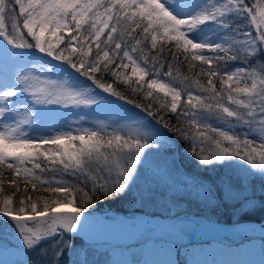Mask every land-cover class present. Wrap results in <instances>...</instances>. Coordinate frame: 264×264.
Instances as JSON below:
<instances>
[{"label": "snow or ice", "instance_id": "snow-or-ice-1", "mask_svg": "<svg viewBox=\"0 0 264 264\" xmlns=\"http://www.w3.org/2000/svg\"><path fill=\"white\" fill-rule=\"evenodd\" d=\"M0 53L17 69L0 78V221L47 264L79 256L62 237L82 231L98 200L150 199L137 165L176 141L212 166L203 171L222 162L258 174L264 208V0H0ZM111 98L140 111L91 127L55 111L107 109ZM53 114L62 122L41 127ZM209 179L202 191L234 194L247 218L255 192L243 179Z\"/></svg>", "mask_w": 264, "mask_h": 264}, {"label": "rangeland", "instance_id": "rangeland-1", "mask_svg": "<svg viewBox=\"0 0 264 264\" xmlns=\"http://www.w3.org/2000/svg\"><path fill=\"white\" fill-rule=\"evenodd\" d=\"M255 2L253 1V4ZM18 11V9H17ZM17 69L7 63V58L3 53H0V78L6 71L14 72ZM55 107V111L59 113L72 114V120L78 119L80 114L85 115V122L82 126L91 127L93 121H103L104 123H111L113 120L120 124L128 123L127 120L121 117L128 115L130 112L122 105L113 104L107 109H66L62 111ZM45 111H47L45 109ZM62 116L60 114H53V119H46L41 127L45 124H58L62 121H58ZM56 119V120H55ZM34 135L36 133H33ZM175 149V145L170 143L166 149L159 155H154L146 162L137 165L140 170V176L137 179V186L140 189L151 187L154 190V195L145 201H141L135 194L129 195L123 199H107L104 201L112 202V207L105 205L102 208H98L97 205L90 207L89 211L92 212V216L87 220L92 223H103L109 229H114L116 232L129 231V229L117 227L110 223H122L126 227H138L139 221H135L137 218H146L147 221L152 218H165L173 217L181 213H191L192 215H203L211 220H219V215L222 212H227L231 217L240 218L244 213L242 211H234V206L238 207L235 201V195L233 197L225 196L224 200H220L224 206L219 208H213L211 206V197L208 196L202 188L206 187L200 185V187L193 186L194 183H189L190 180L182 173L186 171L182 168L174 167V156L171 151ZM179 152V150H178ZM212 167V166H206ZM191 164L187 166V171L193 174L190 170ZM205 167H199L197 174L200 177L207 178L205 183L207 186H211V181L208 177L211 172L203 171ZM216 169L219 168L216 166ZM229 175L223 174L222 171H216L215 174L220 177L230 176L233 178V183L239 182L243 179L242 174L237 169H231ZM194 171V170H193ZM223 175V176H222ZM257 181H261L259 175H253L247 179H243V183L246 187H249V195L255 192L254 199L246 205L247 215H251L253 207H260L261 194L259 191L260 184ZM219 182V181H217ZM218 186V185H215ZM214 186V190H215ZM219 186H221L219 184ZM214 198V197H213ZM123 201V205L116 206L115 202ZM115 203V204H114ZM231 205V206H229ZM87 215V213H85ZM112 218V219H110ZM126 218V219H124ZM239 224H250V229L253 232L256 228L258 230H264V220L260 222L239 219ZM7 222V221H5ZM3 224V231H0V264H47L48 258L42 257L37 252L30 251L22 243V239L18 236L14 228ZM133 231V230H131ZM71 239L75 238L70 236ZM62 238H66L63 236ZM79 238V237H77ZM226 237L220 239L221 245L218 241H206L196 242L193 244H187L180 249L172 246L168 241L156 240L151 241L147 238L141 243H136L127 247H116L111 242H93L91 240H82L84 246L74 245L79 256L65 254L62 264H73V262L83 261L85 258L89 264H95L94 258L96 255L93 252H100L107 257H102L100 264H264V240L253 239L256 241H246L241 245L222 244ZM81 239V238H80ZM73 240V239H72ZM51 244V241L46 242V246ZM89 244L90 246H88ZM171 244V245H170ZM90 249L92 253H86V249ZM51 251V249H49ZM67 258V260H66ZM181 261V262H179Z\"/></svg>", "mask_w": 264, "mask_h": 264}, {"label": "trees", "instance_id": "trees-1", "mask_svg": "<svg viewBox=\"0 0 264 264\" xmlns=\"http://www.w3.org/2000/svg\"><path fill=\"white\" fill-rule=\"evenodd\" d=\"M253 1L256 2V0H249L250 4H253ZM252 32H253V34L255 33V28L254 27L252 28ZM240 63H241L240 61H236L235 62L236 65H239ZM173 65H174V68H179V70L181 71L182 74H184V75H191V71L188 69V67H187L186 64H183V63L177 64L176 62H173ZM201 80H202V82H206V79L203 78V77H201ZM109 82H111V78H109ZM217 85H218V81H217ZM118 90L124 91L125 94L129 97V99H133L136 102H143V103H147L148 102V101H143L142 98L138 94L133 93L130 89H127L126 86L123 85V84H118ZM111 99L114 101V104H116V105H122V106H124L130 112H134L133 109H136L133 105L126 104L124 101H118L115 98H111ZM126 106H129V107H126ZM59 109L62 110V111H66V110H64V108H59ZM136 110H139V109H136ZM71 115L72 114H70L68 116V119L69 120H72L71 118H73ZM172 144L175 145V149H176V147H178V145H180L178 147L179 152H178V150L177 151H175V150H172L171 151V153L174 156H176L175 164H177L180 167H183L186 172H189V171H187V166L189 164H191L190 170L192 171V173L195 176H197V178H200L203 181H207V178L200 177L197 174V171L199 170V167H206V166L198 165L197 159L195 157L190 156L188 153H186L184 151V146H183V142L182 141H176L175 143H172ZM221 163L222 162H220V163H218L216 165L219 168L216 171H222L223 174L229 175V172H232V170L222 167L221 166ZM5 172H6V170H5ZM215 172H211V175L209 177H211L212 179H215V180L219 181V176L216 175ZM6 175H10V174H8L6 172ZM209 177H208V180L211 181L209 179ZM223 177H225V176H223ZM258 182H259V184H261V181H257L256 183H258ZM216 185L219 186V182H217ZM5 187L7 188V185H5ZM22 191H23V186H22ZM28 191L33 195V197H36V196L41 195V194L42 195H45V196L47 195V193L33 191L30 187H29ZM211 198H212L211 199V205L208 204V206L217 207L218 204H220L221 201L219 199H217L215 196H214V198L213 197H211ZM115 203H116V206H120V205H123L124 202L123 201H118V202H115ZM96 205H97L98 208H102V206L105 207V205H107V206L109 205V206L112 207V202L109 203L108 201L98 200L97 203L95 205L91 206V207H94ZM221 205H223V202H222ZM229 206H231V205H229ZM252 210L253 211H251V215H247V218H245V219L252 220V221H256V222H260V221H262L264 219V208H261V207H253ZM239 219H241V217ZM3 222L12 228V226L9 225L7 222H5V220L0 221V223H3ZM71 242L74 245H80V247L85 245L84 242L81 239H79V238H74L73 240L71 239ZM87 245L90 246L89 244H87ZM230 245H232V244H230ZM174 247L175 248H178V249L181 248V247H176V246H174ZM92 252H90V249H88V248L86 249V253H92ZM93 254L96 255V258H94L95 264H100L101 261H102V257H105V258L107 257V253L105 255L103 253H100V252H96L95 251V252H93ZM66 260H67V258H66ZM179 262H181V261H179Z\"/></svg>", "mask_w": 264, "mask_h": 264}, {"label": "bare ground", "instance_id": "bare-ground-1", "mask_svg": "<svg viewBox=\"0 0 264 264\" xmlns=\"http://www.w3.org/2000/svg\"><path fill=\"white\" fill-rule=\"evenodd\" d=\"M89 223H92V221H89ZM89 223L86 221L84 225H89ZM170 224L171 225L169 226H164L162 224H140V226L135 230L124 232H115L114 229H106L101 231L102 234L101 236H98V239L103 237L104 239L114 242H131L137 241L145 236L156 235L163 238H173L177 241H185L204 239L216 234H227L233 239H236L237 236H245L251 233L244 228L237 230L234 234H231L233 231L230 226H212L206 221L197 220L196 222H193L187 218L177 219L175 222H171ZM112 225L123 228L126 226L125 224L115 223ZM96 227H98V225H96Z\"/></svg>", "mask_w": 264, "mask_h": 264}, {"label": "water", "instance_id": "water-1", "mask_svg": "<svg viewBox=\"0 0 264 264\" xmlns=\"http://www.w3.org/2000/svg\"><path fill=\"white\" fill-rule=\"evenodd\" d=\"M178 218V217H177ZM88 221V220H87ZM163 221H166L165 219H155L154 221H148V222H143V225L145 224H152V223H160V222H163ZM89 223V221H88ZM210 223V222H208ZM98 227H96V225L92 224V223H89V225H84L83 228H82V231H79L77 233H73L74 235H78L79 237L83 238V239H86V237H91L94 241H110V240H107V239H104L103 237L99 238L98 239V236H101V231L102 230H106V228H104V226H102L101 224H97ZM258 234H260L261 237H264V230H257L256 231ZM153 238H158L157 236H153ZM144 239V238H143ZM169 241L173 242V243H176L175 240L173 239H169ZM114 242V241H112ZM116 243V242H114ZM136 242H125V243H116L118 245H131V244H135ZM184 243H187V242H184Z\"/></svg>", "mask_w": 264, "mask_h": 264}, {"label": "flooded vegetation", "instance_id": "flooded-vegetation-1", "mask_svg": "<svg viewBox=\"0 0 264 264\" xmlns=\"http://www.w3.org/2000/svg\"><path fill=\"white\" fill-rule=\"evenodd\" d=\"M194 186V185H193Z\"/></svg>", "mask_w": 264, "mask_h": 264}]
</instances>
